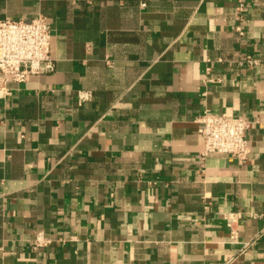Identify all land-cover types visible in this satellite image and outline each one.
Instances as JSON below:
<instances>
[{
    "label": "crops",
    "instance_id": "obj_1",
    "mask_svg": "<svg viewBox=\"0 0 264 264\" xmlns=\"http://www.w3.org/2000/svg\"><path fill=\"white\" fill-rule=\"evenodd\" d=\"M40 13L55 68L0 97V264H264V0H0ZM206 109L250 120L245 162L201 159Z\"/></svg>",
    "mask_w": 264,
    "mask_h": 264
},
{
    "label": "built area",
    "instance_id": "obj_2",
    "mask_svg": "<svg viewBox=\"0 0 264 264\" xmlns=\"http://www.w3.org/2000/svg\"><path fill=\"white\" fill-rule=\"evenodd\" d=\"M244 9L245 3L239 1L235 17L239 21L236 30L240 33L243 32ZM51 39L52 25L48 17L42 13L30 19L0 18V97L9 92L8 81L25 82L31 75L54 70ZM240 63L256 65L259 59L247 57ZM219 79L217 77L209 80ZM79 97L84 99L85 95L80 93ZM197 122L200 124L199 132L204 138V147L201 151L202 160L213 153L227 154L239 163L248 159L251 152L247 137L249 119L206 109L197 118ZM240 215L239 212L227 213L232 238L238 235L237 221ZM58 241L66 242L67 240L59 239ZM52 242L53 240L47 237L44 231H37L33 237L32 248L34 251H39ZM250 244L251 241L244 243L241 251L247 249Z\"/></svg>",
    "mask_w": 264,
    "mask_h": 264
}]
</instances>
